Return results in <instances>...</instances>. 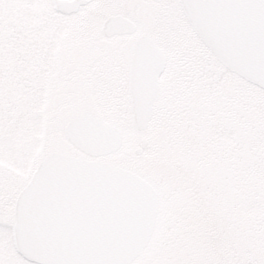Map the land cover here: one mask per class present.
Listing matches in <instances>:
<instances>
[{"label":"snow or ice","instance_id":"obj_1","mask_svg":"<svg viewBox=\"0 0 264 264\" xmlns=\"http://www.w3.org/2000/svg\"><path fill=\"white\" fill-rule=\"evenodd\" d=\"M0 264H264V0H0Z\"/></svg>","mask_w":264,"mask_h":264}]
</instances>
